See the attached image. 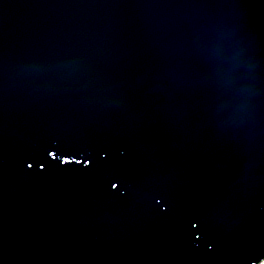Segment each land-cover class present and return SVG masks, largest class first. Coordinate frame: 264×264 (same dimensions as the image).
Listing matches in <instances>:
<instances>
[{"label":"water","instance_id":"95a60500","mask_svg":"<svg viewBox=\"0 0 264 264\" xmlns=\"http://www.w3.org/2000/svg\"><path fill=\"white\" fill-rule=\"evenodd\" d=\"M0 264H264V0H0Z\"/></svg>","mask_w":264,"mask_h":264},{"label":"snow or ice","instance_id":"6c2138e0","mask_svg":"<svg viewBox=\"0 0 264 264\" xmlns=\"http://www.w3.org/2000/svg\"><path fill=\"white\" fill-rule=\"evenodd\" d=\"M65 162H67V161H65Z\"/></svg>","mask_w":264,"mask_h":264}]
</instances>
